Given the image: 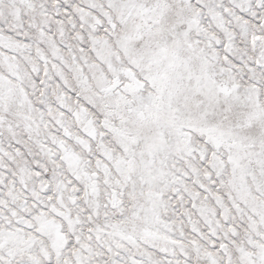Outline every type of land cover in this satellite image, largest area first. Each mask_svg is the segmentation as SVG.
Returning a JSON list of instances; mask_svg holds the SVG:
<instances>
[{"label": "snow or ice", "instance_id": "1", "mask_svg": "<svg viewBox=\"0 0 264 264\" xmlns=\"http://www.w3.org/2000/svg\"><path fill=\"white\" fill-rule=\"evenodd\" d=\"M0 264H264V0H0Z\"/></svg>", "mask_w": 264, "mask_h": 264}]
</instances>
